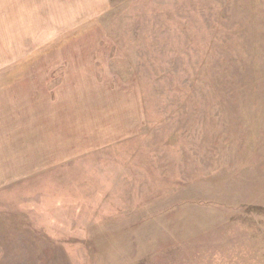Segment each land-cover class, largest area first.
I'll use <instances>...</instances> for the list:
<instances>
[{
    "label": "rangeland",
    "instance_id": "1",
    "mask_svg": "<svg viewBox=\"0 0 264 264\" xmlns=\"http://www.w3.org/2000/svg\"><path fill=\"white\" fill-rule=\"evenodd\" d=\"M62 61L134 82L137 131L0 142V264H264V0H0V114Z\"/></svg>",
    "mask_w": 264,
    "mask_h": 264
},
{
    "label": "crops",
    "instance_id": "2",
    "mask_svg": "<svg viewBox=\"0 0 264 264\" xmlns=\"http://www.w3.org/2000/svg\"><path fill=\"white\" fill-rule=\"evenodd\" d=\"M65 63L60 62L59 72H49L40 90L4 99L0 114V142L19 148L23 141L15 137L32 134L33 142L48 145L47 157L40 158L52 162L50 168L74 157L103 153L137 131L134 82L113 72L101 76L70 72L62 66Z\"/></svg>",
    "mask_w": 264,
    "mask_h": 264
}]
</instances>
